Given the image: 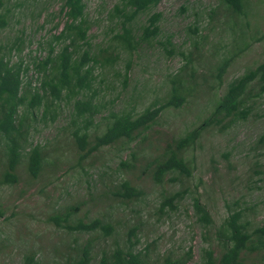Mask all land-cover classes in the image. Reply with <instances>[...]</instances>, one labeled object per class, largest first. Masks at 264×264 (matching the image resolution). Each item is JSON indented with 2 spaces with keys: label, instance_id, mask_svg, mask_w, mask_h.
<instances>
[{
  "label": "rangeland",
  "instance_id": "obj_1",
  "mask_svg": "<svg viewBox=\"0 0 264 264\" xmlns=\"http://www.w3.org/2000/svg\"><path fill=\"white\" fill-rule=\"evenodd\" d=\"M85 1L94 51L100 57L108 54L103 50L120 53L113 66L102 64L103 58L96 66L98 76L93 86L104 108L90 128L91 138L103 129L104 116L111 110L136 103V111H141L163 101L170 77L189 59L196 68L197 90L182 107L163 111L145 137L91 154L80 151L71 135L72 103H60L56 121L43 116L33 120L31 141L43 145L45 162L33 176L23 161L16 171L18 182L0 183V264H74L78 247L88 235L58 227L51 220L69 205L78 206L75 218L85 222L101 218L113 225L114 233L103 242L107 249L133 244L136 250L150 252L156 261L163 254L185 256L191 249L193 258L187 264H199L201 248L214 236L213 228H204L198 220L195 197L208 207L216 224L231 210H243L252 226L264 223V95L251 102L246 119L226 121L203 131L186 152L191 176L174 174L172 178L179 179L157 184L145 165L151 155L163 152L167 142L203 121L215 93L222 92L247 68L264 61V0H249L246 29L253 39L248 37L249 48L228 66L219 89L215 66L233 44L230 28L224 24L230 16L220 0H160L132 22L138 37L148 18L160 13L159 33L131 53L116 47L113 40L120 28V18L113 13L121 0ZM61 4L62 0H0V14L7 15L6 25L0 26V55H10L12 61L22 55L26 63L33 56H46L47 40L62 19L58 15ZM38 77L31 66L26 78L38 86ZM186 78H191L190 74ZM132 153L137 154L136 160ZM124 160L130 163L122 165ZM5 161L0 142V178ZM125 179L140 189L139 199L115 193ZM176 192L183 197L172 204L166 202L165 198ZM96 236L98 233L91 237ZM99 252L97 248L95 254ZM32 256L34 262L30 263ZM245 264H264V252L253 254Z\"/></svg>",
  "mask_w": 264,
  "mask_h": 264
},
{
  "label": "trees",
  "instance_id": "obj_2",
  "mask_svg": "<svg viewBox=\"0 0 264 264\" xmlns=\"http://www.w3.org/2000/svg\"><path fill=\"white\" fill-rule=\"evenodd\" d=\"M159 2L160 0H121L115 6L113 15L120 18V28L113 35L116 47L131 53L138 49L141 42L148 41L159 33L160 13H154L148 18L149 23L144 26L140 36L137 37L132 27V22L140 14L156 7ZM220 3L230 16L224 24L226 28H230L233 44L215 66L217 89L224 83L223 75L228 66L249 48L250 38L253 39L246 29L249 23V0H220ZM86 7L85 0H62L58 12L62 19L56 22V32L47 40L46 56H33L26 63L22 55L18 61H12L10 55H0V142L4 147L6 160L0 178L3 185L18 182L16 171L23 161L27 162L31 175L37 176L40 173L45 162L44 148L42 144L31 141L32 122L39 116L56 121L60 115L56 108L60 107L63 100L73 106L69 125L78 149L91 154L118 142L131 143L141 136L145 137L163 111L182 107L197 90L198 83L194 80L196 68L189 59L179 72L170 77V85L163 101L154 102L141 111H136V103L127 109L111 110L104 116L103 129L91 138L90 128L104 108L93 86L98 76L96 66L102 62V58V64L113 66L119 60L120 53L103 50L108 54L100 57L94 51L90 40L92 22ZM6 17V14H0V26L6 25ZM198 30L196 27V31ZM18 50L20 52L22 49ZM31 66L39 73L38 86L26 78ZM188 69L190 72H187ZM185 72L191 78H186ZM128 73L129 68L125 71L126 77ZM262 95L264 61L247 68L243 74L231 80L222 92L215 93L211 110L199 125L167 142L163 152L151 155L145 166L150 170L152 179L157 184H163L171 179H179L172 178L174 174L191 176L192 168L186 152L194 146L203 131L213 125H224L226 121L246 119L251 102ZM131 155L134 160L138 157L136 153ZM121 163L128 165L130 160ZM115 193L129 200L139 199L142 194L129 179H125ZM182 197L183 193L176 192L165 200L172 204V201ZM193 206L201 225L206 229L212 227L214 236L208 246L201 248L199 264H245L253 254L264 252V223L252 226L243 210H231L216 224L210 210L199 197L194 198ZM77 209L78 206L69 205L51 216L56 226L88 235V239L78 247L74 264H187L193 258L191 249L185 256L163 254L158 261L150 256V252L136 250L133 244L130 247L115 246L107 249L103 242L114 233L113 225L101 218L88 222L75 218ZM93 233H98L99 236L91 237ZM97 248H100V252L95 254ZM29 262H34V256L30 257Z\"/></svg>",
  "mask_w": 264,
  "mask_h": 264
}]
</instances>
